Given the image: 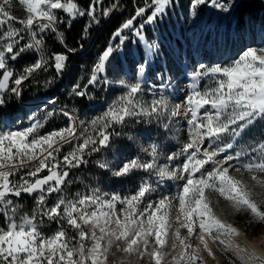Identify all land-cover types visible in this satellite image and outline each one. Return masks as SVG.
<instances>
[{
	"label": "snow or ice",
	"instance_id": "obj_1",
	"mask_svg": "<svg viewBox=\"0 0 264 264\" xmlns=\"http://www.w3.org/2000/svg\"><path fill=\"white\" fill-rule=\"evenodd\" d=\"M10 3L0 2V109L22 100L38 70L51 67L63 76L75 49L67 47L62 25L87 17L86 36L120 6L115 0L108 8L103 0L84 7L79 0H18L26 12L19 19ZM239 4L189 0L188 15L197 18L201 6L231 13ZM173 7L175 0L137 5L86 82L72 85L68 96L77 100L90 99L97 88L120 90L91 119L61 108L63 127L41 132L53 109L43 118L29 113L23 127L14 126L23 122L17 117L0 130V264H220L221 257L226 264H264V134L247 135L264 125V46H248L229 61L185 63L170 37L146 34ZM49 39L62 50L46 54ZM129 44L136 50L125 52ZM28 52L37 54L34 62L16 68ZM116 53L128 57L130 72L110 66ZM160 60L180 64L184 81L174 83L170 70L153 72ZM177 126L186 138L165 154L161 138ZM132 146L134 155L107 156ZM90 163L99 169L95 179L73 176ZM101 174L134 183L106 190ZM75 184L83 191H71ZM22 197L32 199L30 210ZM237 215L247 217L246 227L230 220ZM46 224L55 230L46 233Z\"/></svg>",
	"mask_w": 264,
	"mask_h": 264
},
{
	"label": "rangeland",
	"instance_id": "obj_2",
	"mask_svg": "<svg viewBox=\"0 0 264 264\" xmlns=\"http://www.w3.org/2000/svg\"><path fill=\"white\" fill-rule=\"evenodd\" d=\"M0 2H2V0H0ZM188 4L189 0H175V7L170 10V15L164 21V26L166 27L164 29L165 31L160 30L163 24L158 25L159 28L155 25H148L146 27V34L149 37L159 36L162 33L165 37H170L172 48L175 49L177 45L181 46L182 52L185 54V63H188L190 60L207 62L229 61L232 57H235L248 46H264V24L252 21L248 16H245V19L240 26L236 17L231 13H223L210 6H201L199 16L195 19H190L188 15ZM8 10L12 15L19 19L26 18V12L24 11L23 6L18 3V0H11ZM117 11H119V8L115 12ZM13 24L15 27H20V25L15 21H13ZM128 48H131L133 51L136 50L134 45L129 44L125 48V52H127ZM36 55L37 54L35 52L23 54L24 58L21 62V67H17L16 65L15 67L22 69L24 66L33 63ZM127 61L128 57L126 55L116 53L111 59L110 66L122 65L125 71L130 72V66ZM162 68L166 73L170 70L174 83L184 81L183 72L185 69L180 64L168 61L167 65H165V62L160 60L158 63L153 65L152 71L161 70ZM90 70L80 74L81 77L79 80L81 83H83V79L87 80L91 74ZM38 72H40V70L34 73V76ZM44 79H47V81L50 80L51 83H43L38 87L34 85L33 88L36 89L32 97L28 100L20 101L25 103L24 105L21 104L23 107L22 110L11 116H2L3 119L0 121V130H6L4 129V125L16 121L17 117L22 118L23 122L16 123L14 126L23 127L27 123V116L29 113H34L38 118H43L47 111H51L53 109L56 110L55 115L48 118L45 122L44 128L41 129V132L63 127L67 124V119L60 114L59 109L61 108L72 110L79 117L86 120L91 119L107 104H109L120 91L115 86L107 89L97 88L90 96V99L87 100L89 105L88 108L86 110H82V103L74 97L71 99L69 98V85L66 83L60 85L53 82L54 80L49 72V68L47 71H44ZM146 79L149 84L154 81V77L151 75H147ZM178 86L180 89H183L185 84L179 83ZM55 94L61 96L62 99H57ZM175 95L182 97L183 93L176 92ZM28 103L41 104L30 108L26 105ZM45 106L47 107L45 108ZM177 132H180L181 134L178 136L176 134ZM262 134H264V125L257 124L247 135L258 137ZM185 138L186 137L182 134V126H177V128H174L173 132L169 133L167 137H162L161 140L165 146V154H167L169 150H175L178 148L179 144L182 143ZM135 152V146L123 147L119 152L107 153V156L109 159H112L114 156L122 159L125 156L134 155ZM88 172L91 174L85 175V177L83 175V177H92L95 179L97 174H99V169L95 167L94 163H90ZM100 183L106 190L123 191L131 187L134 181L132 183H121L119 181H114L106 174H101ZM78 185L79 188L77 190L83 191L82 185ZM77 190L73 191L71 189L73 192ZM230 220L238 227H246L247 217L237 215L235 217H230ZM54 230V225L47 226L46 224L44 226V231L48 234ZM220 262L222 264H226L222 257L220 258Z\"/></svg>",
	"mask_w": 264,
	"mask_h": 264
},
{
	"label": "trees",
	"instance_id": "obj_3",
	"mask_svg": "<svg viewBox=\"0 0 264 264\" xmlns=\"http://www.w3.org/2000/svg\"><path fill=\"white\" fill-rule=\"evenodd\" d=\"M223 1V0H222ZM89 0H79L80 6L84 7L87 5ZM118 3L119 11L115 12L110 18L109 16L106 18H102L100 20L99 25H93L89 31V33H83V29L85 27V23L87 21V17L80 19L77 18L71 25V28L61 26V31L65 33V41L68 48L75 49L73 54H69V59L67 63V68L63 73L62 77L57 76L55 70L49 67V72L54 80V83L63 84L72 87L74 83L80 79L82 72L89 71L93 64L97 61L99 55L102 51L108 46L110 37L114 30L121 24V22L127 18H129L134 13V9L137 5H143L144 0H115ZM114 3V0H103V7L108 8ZM59 14V13H58ZM98 16L100 15L99 8L97 9ZM231 14L236 17L237 22L241 26L242 22L245 19V16H248L249 19L255 22H259L264 24V0H240L239 6L234 9ZM66 22L68 17L64 15L62 17ZM109 18V19H108ZM165 23V22H164ZM160 28L161 31H165L166 28L164 26ZM159 28L158 25H155ZM82 36L85 38L82 39ZM28 37L25 35V41H27ZM82 45V47H81ZM61 46L49 39L46 48V54H51L53 51H61ZM23 55L16 61L15 65L17 67H21V62L23 61ZM35 78L31 81V83H27L24 86V94L22 100H28L32 97L36 88H33L34 85L36 87L46 83L47 79H44V70H40L35 76ZM86 82V79H83V83ZM57 99L61 100V96L55 94ZM82 103V110H86L88 108L87 100H78ZM20 101H15L13 98V103L7 105L6 107L0 109V116L7 115L11 116L22 110ZM90 168V164L87 168H81L80 170H73V176L85 177V175L91 174L88 172ZM46 174V173H42ZM97 177V176H96ZM72 187V190H77L79 188L78 184H75ZM22 203L24 204L25 210H30L33 206L32 199L30 197H22ZM259 234V229L255 230Z\"/></svg>",
	"mask_w": 264,
	"mask_h": 264
},
{
	"label": "bare ground",
	"instance_id": "obj_4",
	"mask_svg": "<svg viewBox=\"0 0 264 264\" xmlns=\"http://www.w3.org/2000/svg\"><path fill=\"white\" fill-rule=\"evenodd\" d=\"M41 103H28V104H26L27 105V107H30V108H32V107H34V106H38V105H40ZM220 264H222L221 262H220Z\"/></svg>",
	"mask_w": 264,
	"mask_h": 264
},
{
	"label": "water",
	"instance_id": "obj_5",
	"mask_svg": "<svg viewBox=\"0 0 264 264\" xmlns=\"http://www.w3.org/2000/svg\"><path fill=\"white\" fill-rule=\"evenodd\" d=\"M115 11H116V10H115ZM115 11H114L111 15H109V18L115 13ZM109 18H108V19H109ZM21 103H22V102H21ZM22 104L24 105V103H22Z\"/></svg>",
	"mask_w": 264,
	"mask_h": 264
}]
</instances>
